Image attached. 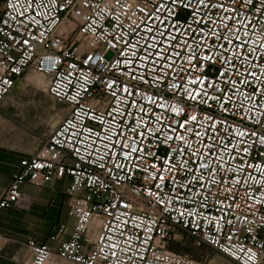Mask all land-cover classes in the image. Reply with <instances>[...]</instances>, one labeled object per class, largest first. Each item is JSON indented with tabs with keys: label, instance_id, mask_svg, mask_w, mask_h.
Segmentation results:
<instances>
[{
	"label": "built area",
	"instance_id": "built-area-1",
	"mask_svg": "<svg viewBox=\"0 0 264 264\" xmlns=\"http://www.w3.org/2000/svg\"><path fill=\"white\" fill-rule=\"evenodd\" d=\"M164 2L0 0V106L19 80L34 71L43 76L47 94L65 109L44 142L20 159L0 197V209H25L31 197L22 192L23 184L68 181L67 215L73 219L68 238L63 237L68 230L64 223L49 237L56 245L30 236L28 264H203L168 249L180 233L237 264L262 263L264 95H254L252 88L264 89V77H247L252 88L239 86L246 72L260 76L264 70V60L257 61L264 51V15L256 11L260 0L239 12L240 20L249 22L239 28L248 47L232 51L247 55L257 48L247 64L233 60L231 51L221 54L209 47L217 44L215 38L196 47L202 32L211 36L209 29L236 32L233 13L205 10L197 26L193 9L184 6L187 0H177V6L168 5L170 13H163V24L144 19L155 16L149 10ZM223 2L227 8L232 0ZM228 16L231 32L224 28ZM169 24L183 32V37L176 36L175 49L168 43L169 34H175L165 27ZM189 35L197 55L211 59L187 63L188 50L179 45ZM165 47L168 59L157 55ZM174 50L181 59H171ZM225 55L229 63L222 65ZM169 63L172 69L165 68ZM181 64L187 72L177 68ZM191 80L207 84L192 85ZM233 81L237 87L231 86ZM210 84L223 94L209 89ZM202 88L206 97L197 95ZM192 115L198 116L193 133L178 130L188 138L189 151L181 152L183 141L165 137L172 135L170 126ZM138 122L146 126L137 128ZM129 137L138 148L135 153L121 151L117 143ZM206 145L213 146L211 152ZM197 150L200 158H189ZM172 165L177 167L166 174ZM202 165L209 169L202 170ZM157 169L164 181L154 175Z\"/></svg>",
	"mask_w": 264,
	"mask_h": 264
},
{
	"label": "crops",
	"instance_id": "crops-1",
	"mask_svg": "<svg viewBox=\"0 0 264 264\" xmlns=\"http://www.w3.org/2000/svg\"><path fill=\"white\" fill-rule=\"evenodd\" d=\"M7 125V120L0 114V197L8 186L11 175L17 170L20 159L40 146L36 145L25 152L20 145L6 137ZM67 184L65 179L41 187L23 184L22 192L31 197L29 207L0 209V264H28L31 256L26 240L30 236H36L39 242L56 245V241L50 240L49 237L55 234L59 223L68 226L63 236L64 239L68 238L73 219L67 215ZM262 234L264 236V232ZM168 249L188 254L203 264H237L209 246H195L192 238L184 233L176 235ZM261 264H264V258Z\"/></svg>",
	"mask_w": 264,
	"mask_h": 264
},
{
	"label": "snow or ice",
	"instance_id": "snow-or-ice-1",
	"mask_svg": "<svg viewBox=\"0 0 264 264\" xmlns=\"http://www.w3.org/2000/svg\"><path fill=\"white\" fill-rule=\"evenodd\" d=\"M180 3H183V0H180ZM171 4L173 7L177 6V0H165L164 3L159 4L156 7L151 8L149 11L150 12H155L156 15L155 16H150V15H146L144 17V19H148L151 20L153 25H159V24H163V20L161 19V17L163 16L164 12H171V9L168 7V5ZM185 7H190L193 9V22L197 24V26H199L201 21H204L205 15H206V11L205 10H211L212 8L217 9L218 11H222L225 13H233L236 16V19L238 21L237 24V31L232 33L231 35H225V31L221 30L219 32L217 31H213L212 29H209V32H211V36H208L207 33H201V40L199 42H196V47H199L201 45L204 44V41L207 39H212L215 38V40L217 41V44L215 45H210L209 47H211L212 49H218L219 52L221 54H227L231 51V56L233 60L236 59H243L244 62L250 63V57H251V53L252 52H256L257 48L253 47L251 49L250 52H248L247 55H242L241 52H236V51H232L234 49H236L237 47H239L241 50H244L248 47L246 40L242 39L241 36L239 35V28L240 27H244L245 25H247L249 22L247 20L241 21L240 20V16H239V12L243 11L245 9L250 10L252 7H255V0H232V3L226 8L225 4L223 2V0H198V3H194L193 0H187V3L184 4ZM141 11H144V9L142 8ZM257 12H260L262 15H264V0H260V5L259 7L256 8ZM196 17H199V19H196ZM220 18L217 17L215 20H212L213 24H216L217 21ZM228 23L225 24L224 28L225 30H228L229 32H231V28H230V24H231V20H232V16H228L227 17ZM166 28H172L173 31L175 32V34L170 33L169 34V38H168V43L169 46L173 47L174 49L176 48V36L180 35L181 37H183V32H176V26L174 25H165ZM190 27V26H189ZM205 27H207V25H205ZM159 30V29H157ZM135 31V30H134ZM146 31L151 34L152 32V28H146ZM160 37L162 38L164 36V33L161 31L159 33ZM246 37L247 39H251V33L250 32H246ZM221 38L223 39V42L226 43L227 45L230 46V48H226L224 47V43H221ZM192 39V36L189 35L187 39H183L181 40V43L179 45L180 49H186L188 50V55H187V63L191 66L193 61H199L200 59H211V57H201L197 55V52L195 50V47L193 45H190L188 43V40ZM25 43H27V41H25ZM150 47H152L153 49H155L156 44L153 43ZM157 55H161L163 56L165 59H168V50L167 47H165L164 49H162V51L160 53H157ZM142 59H147V57H142ZM171 59L173 61L175 60H179L181 59V52L180 51H173ZM258 60H264V51L259 52V55L257 57V61ZM222 65L223 64H227L229 63L227 56L225 55L224 60L221 61ZM252 67L256 68L257 64L256 63H252ZM165 68L166 69H172V64H165ZM178 69L183 70L185 72L188 71V69H184L183 65H178L177 66ZM261 69H264V65L260 66ZM155 70V69H154ZM237 74V73H234ZM225 75V73H221V76ZM238 75V74H237ZM246 79L244 80H240L239 81V86L242 87H248V88H252L250 80L247 79V77H251L252 79L255 80H261V77H264V70L261 71L260 76L256 75L255 71L252 72H246ZM190 83L192 85H195L197 83L200 84H207L206 80H191ZM227 83V82H225ZM232 87H237V84L235 81L232 82ZM208 88L213 90V91H217L219 93V95H222L223 92L220 89H216L214 84H210L208 85ZM128 89L125 88V92H127ZM257 91H259L260 95H264V89H260L257 90L255 88H252V92L255 95L257 93ZM131 95V93H129ZM198 96L203 95V96H207V91L205 89H201L198 93ZM219 95L216 97L217 101H219ZM190 99H195V97H189ZM225 104L228 103V101L226 100L224 102ZM135 106V105H133ZM177 115H179V112L176 113ZM111 115V113L109 114ZM120 115H123V112L120 113ZM209 120L211 119V117L208 118ZM198 120V116L197 115H192L189 116L187 119L184 120L183 123H179L177 122L176 125L174 127L170 126V131L172 133V135L170 136H166L165 139L170 140V141H183L185 143V148L180 150L181 152H185V151H189V146H188V138L185 137L184 135L178 134V130H183L184 132L189 133L190 135L193 133V127L195 125V122ZM157 121H159V117H157ZM127 123V122H125ZM146 125L143 122H138L137 124V128H143ZM211 127H213L214 129L216 128V125H210ZM132 131L135 133L136 132V128H133ZM155 131H159V129H156ZM113 135H116V133L114 132ZM141 139L144 138V133L140 132L139 133ZM195 135L197 137L200 136L199 132H196ZM240 135H243V133H241ZM118 144L121 145V151H124L125 149H130L131 153H135L138 148L137 147H133V140L132 138H127V140H121L117 142ZM261 143H264V138L261 139ZM206 147L208 148L209 152L212 151V145H206ZM140 151H142V149H139ZM177 149H174L173 152H175ZM128 153L125 152V158H127ZM192 155L197 156V158L199 159V150H197L196 152H192L190 153V157ZM153 167L155 168L156 166L153 165ZM171 167H177L176 165H172L169 167V169L166 170V174H170L171 172ZM257 167V169L259 168V166H255ZM209 169L208 165H202V170L207 171ZM154 175L159 176L161 181L165 180V176H160L159 175V170L157 169V171L154 173ZM215 182V181H213ZM173 183H175V181H173ZM161 187V185H157V189L159 190V188Z\"/></svg>",
	"mask_w": 264,
	"mask_h": 264
},
{
	"label": "rangeland",
	"instance_id": "rangeland-1",
	"mask_svg": "<svg viewBox=\"0 0 264 264\" xmlns=\"http://www.w3.org/2000/svg\"><path fill=\"white\" fill-rule=\"evenodd\" d=\"M64 113L63 104L45 91L43 76L34 71L19 80L0 106V114L8 124L4 126L6 137L25 152L41 145Z\"/></svg>",
	"mask_w": 264,
	"mask_h": 264
}]
</instances>
